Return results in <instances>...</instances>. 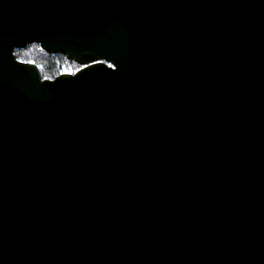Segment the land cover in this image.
Masks as SVG:
<instances>
[{
	"label": "water",
	"instance_id": "obj_1",
	"mask_svg": "<svg viewBox=\"0 0 264 264\" xmlns=\"http://www.w3.org/2000/svg\"><path fill=\"white\" fill-rule=\"evenodd\" d=\"M0 264H264V0H0Z\"/></svg>",
	"mask_w": 264,
	"mask_h": 264
},
{
	"label": "trees",
	"instance_id": "obj_2",
	"mask_svg": "<svg viewBox=\"0 0 264 264\" xmlns=\"http://www.w3.org/2000/svg\"><path fill=\"white\" fill-rule=\"evenodd\" d=\"M15 56L21 61L37 64L43 78L55 77L57 69L65 57L62 53H47L36 43L16 49Z\"/></svg>",
	"mask_w": 264,
	"mask_h": 264
},
{
	"label": "built area",
	"instance_id": "obj_3",
	"mask_svg": "<svg viewBox=\"0 0 264 264\" xmlns=\"http://www.w3.org/2000/svg\"><path fill=\"white\" fill-rule=\"evenodd\" d=\"M80 67H81V65H79L75 61H73L67 57H64L63 61L61 62V64L59 65V67L57 69V74L73 73L76 70H78Z\"/></svg>",
	"mask_w": 264,
	"mask_h": 264
},
{
	"label": "snow or ice",
	"instance_id": "obj_4",
	"mask_svg": "<svg viewBox=\"0 0 264 264\" xmlns=\"http://www.w3.org/2000/svg\"><path fill=\"white\" fill-rule=\"evenodd\" d=\"M110 67H111V65H110Z\"/></svg>",
	"mask_w": 264,
	"mask_h": 264
}]
</instances>
